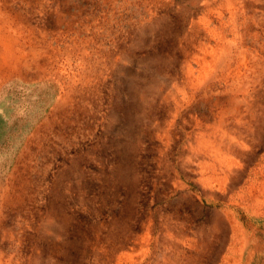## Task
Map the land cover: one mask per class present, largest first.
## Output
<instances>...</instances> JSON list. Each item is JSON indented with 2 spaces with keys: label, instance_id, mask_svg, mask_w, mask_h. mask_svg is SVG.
Instances as JSON below:
<instances>
[{
  "label": "rangeland",
  "instance_id": "rangeland-1",
  "mask_svg": "<svg viewBox=\"0 0 264 264\" xmlns=\"http://www.w3.org/2000/svg\"><path fill=\"white\" fill-rule=\"evenodd\" d=\"M0 264H264V0H0Z\"/></svg>",
  "mask_w": 264,
  "mask_h": 264
}]
</instances>
